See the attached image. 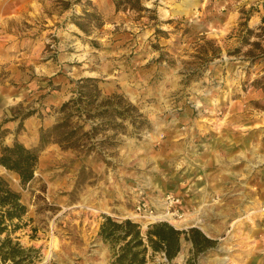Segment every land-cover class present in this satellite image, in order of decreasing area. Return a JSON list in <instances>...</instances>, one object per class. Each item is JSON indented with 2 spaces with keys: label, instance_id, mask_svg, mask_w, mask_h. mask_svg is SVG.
Listing matches in <instances>:
<instances>
[{
  "label": "rangeland",
  "instance_id": "374dc122",
  "mask_svg": "<svg viewBox=\"0 0 264 264\" xmlns=\"http://www.w3.org/2000/svg\"><path fill=\"white\" fill-rule=\"evenodd\" d=\"M142 4L0 0V147L39 155L25 187L0 166L26 206L0 234L18 264H111L106 216L206 235L196 208L214 243L194 253L182 235L171 260L147 246L146 264H264V0ZM84 77L96 97L64 115ZM67 116L79 146L56 131L41 145ZM159 207L181 220L145 217Z\"/></svg>",
  "mask_w": 264,
  "mask_h": 264
},
{
  "label": "trees",
  "instance_id": "16d2710c",
  "mask_svg": "<svg viewBox=\"0 0 264 264\" xmlns=\"http://www.w3.org/2000/svg\"><path fill=\"white\" fill-rule=\"evenodd\" d=\"M153 1L156 4L159 0ZM115 9H130L134 11H147L150 10L142 4V0H114ZM96 78L84 77L81 78L77 90V97H72L64 102L60 111L67 114L69 108L74 106L80 108L84 104H91L93 101L90 99L94 94L90 89L96 85L92 84ZM94 85V86H93ZM96 88V87H95ZM96 97V94L93 96ZM110 104L111 102H104ZM103 104V103H102ZM27 113L24 116H28ZM71 127V130L66 128ZM80 125L71 126L70 117H64L60 122L56 123L51 130H40V144H46L53 134V131L58 132L56 142L66 143L70 147H78L79 141H72L77 137ZM38 152L33 148L26 147L23 143L15 140L11 145H2L0 147V166L9 172L18 175L20 184L25 187L30 181L34 179L35 169L38 164ZM26 213V206L21 200V195L18 191L14 190L8 181L0 175V234L8 232L7 225H12L11 231L19 228V221ZM14 220H17L14 222ZM8 222V224H7ZM98 235L104 240L109 242L113 249L121 242L118 248L114 251L111 264H146L147 246L153 251L163 253L167 260L174 258L180 250L181 236L189 239L191 242L194 253L202 251L206 245H212L214 240L209 239L206 235L198 229L192 227L188 230H179L174 228L171 224L166 222H158L151 224L145 234L139 225L129 219L123 221L113 220L111 217L106 216L101 223ZM23 249L18 242L12 243V239L7 234L0 242V259L5 262L10 259L13 264H18L22 260L16 259L17 256L23 253Z\"/></svg>",
  "mask_w": 264,
  "mask_h": 264
},
{
  "label": "bare ground",
  "instance_id": "6f19581e",
  "mask_svg": "<svg viewBox=\"0 0 264 264\" xmlns=\"http://www.w3.org/2000/svg\"><path fill=\"white\" fill-rule=\"evenodd\" d=\"M160 207L156 210V212H152V213L146 214L145 217L147 219H153V220H171L172 217L174 219L181 220L180 219L181 216H179V218H175V214L173 212H169V211L165 210L164 208H160ZM192 221H193V224L194 225H196L197 227H199L202 231L208 233V230L206 229V226L203 225L202 222L199 219L194 218V219H192ZM173 222L175 223V225H179L180 224V222L179 221H176V220H174Z\"/></svg>",
  "mask_w": 264,
  "mask_h": 264
},
{
  "label": "crops",
  "instance_id": "0c3cea01",
  "mask_svg": "<svg viewBox=\"0 0 264 264\" xmlns=\"http://www.w3.org/2000/svg\"><path fill=\"white\" fill-rule=\"evenodd\" d=\"M21 143H22V142H21ZM23 144H24V143H23ZM24 145H25V144H24ZM25 146H26V145H25ZM26 147H27V146H26ZM193 212L196 213V216H195V215L192 216L190 220L192 221V219L196 218V219H199V220L202 222L203 220H201V219H200V216H199V215H200L199 209L196 208ZM193 212H192V213H193ZM198 216H199V217H198ZM247 216H248V215H246L245 218H247ZM251 219H252V221H253V218H251ZM203 222H204V221H203ZM203 222H202V224H203ZM192 223H193V221H192ZM187 224H188V223H186L185 225H187ZM185 225H184V226H185ZM203 225L206 226V229L208 230V233H210V230H209V229H210L211 226H209V224H207V223H206V224H203ZM184 226H182V227H184ZM195 226H196V225H195ZM175 227H176V226H175ZM196 227H197V226H196ZM198 228H199V227H198ZM199 229H200V228H199ZM203 232H204V231H203ZM204 233L208 236V233H206V232H204ZM208 237H209V236H208Z\"/></svg>",
  "mask_w": 264,
  "mask_h": 264
},
{
  "label": "water",
  "instance_id": "95a60500",
  "mask_svg": "<svg viewBox=\"0 0 264 264\" xmlns=\"http://www.w3.org/2000/svg\"><path fill=\"white\" fill-rule=\"evenodd\" d=\"M172 225V224H171ZM173 226V225H172ZM174 227V226H173ZM174 228H176V227H174ZM176 229H178V228H176ZM207 236V235H206Z\"/></svg>",
  "mask_w": 264,
  "mask_h": 264
}]
</instances>
